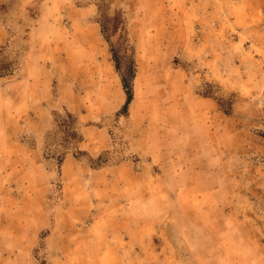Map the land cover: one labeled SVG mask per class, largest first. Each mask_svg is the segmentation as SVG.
I'll list each match as a JSON object with an SVG mask.
<instances>
[{
	"label": "rangeland",
	"instance_id": "obj_1",
	"mask_svg": "<svg viewBox=\"0 0 264 264\" xmlns=\"http://www.w3.org/2000/svg\"><path fill=\"white\" fill-rule=\"evenodd\" d=\"M0 264H264V0H0Z\"/></svg>",
	"mask_w": 264,
	"mask_h": 264
},
{
	"label": "trees",
	"instance_id": "obj_2",
	"mask_svg": "<svg viewBox=\"0 0 264 264\" xmlns=\"http://www.w3.org/2000/svg\"><path fill=\"white\" fill-rule=\"evenodd\" d=\"M113 57H114V61L116 63L117 61H116V58H115L114 54H113ZM130 65H131V70L129 72L130 73L129 81L125 80L124 78L121 80L122 81L123 90H124L125 96H126L125 103L122 106L121 113H120L124 118L127 117L128 106H129V104L132 101V81H133V78H134L133 62H130ZM115 68L118 70V66L117 65H115ZM66 117L69 120H71L72 122H74V117L71 114L66 113ZM68 140L70 141L69 144L72 143V141L73 142H79V141H81V137L79 135H77L76 133L71 131L68 134ZM62 161H63V157L62 156L57 157V163H58L59 166L61 165Z\"/></svg>",
	"mask_w": 264,
	"mask_h": 264
},
{
	"label": "crops",
	"instance_id": "obj_3",
	"mask_svg": "<svg viewBox=\"0 0 264 264\" xmlns=\"http://www.w3.org/2000/svg\"><path fill=\"white\" fill-rule=\"evenodd\" d=\"M88 131L87 130H81V134L83 135V137H85L87 135Z\"/></svg>",
	"mask_w": 264,
	"mask_h": 264
}]
</instances>
